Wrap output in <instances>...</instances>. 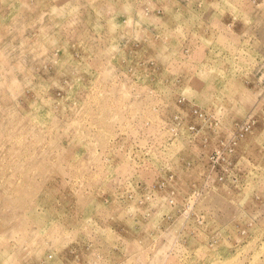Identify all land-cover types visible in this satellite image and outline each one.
<instances>
[{
  "label": "rangeland",
  "instance_id": "1",
  "mask_svg": "<svg viewBox=\"0 0 264 264\" xmlns=\"http://www.w3.org/2000/svg\"><path fill=\"white\" fill-rule=\"evenodd\" d=\"M0 264H264V0H0Z\"/></svg>",
  "mask_w": 264,
  "mask_h": 264
}]
</instances>
